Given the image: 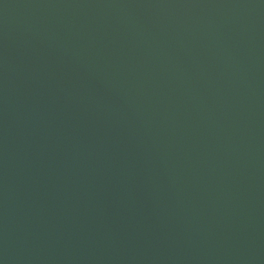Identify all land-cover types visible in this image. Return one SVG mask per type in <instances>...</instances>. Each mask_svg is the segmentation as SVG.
<instances>
[{"label": "water", "instance_id": "obj_1", "mask_svg": "<svg viewBox=\"0 0 264 264\" xmlns=\"http://www.w3.org/2000/svg\"><path fill=\"white\" fill-rule=\"evenodd\" d=\"M0 264H264V0H0Z\"/></svg>", "mask_w": 264, "mask_h": 264}]
</instances>
